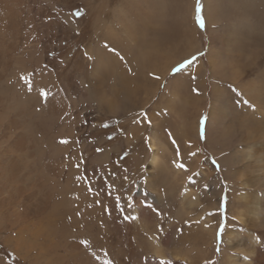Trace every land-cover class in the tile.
Returning a JSON list of instances; mask_svg holds the SVG:
<instances>
[{
    "label": "rangeland",
    "instance_id": "rangeland-1",
    "mask_svg": "<svg viewBox=\"0 0 264 264\" xmlns=\"http://www.w3.org/2000/svg\"><path fill=\"white\" fill-rule=\"evenodd\" d=\"M59 1L42 0L41 6L47 7L49 11L51 9L58 12L63 9L67 10L66 16L54 14V17L48 19V21L50 20L49 22H52L53 27L57 26L56 29H59L60 24L63 25L64 30H66L65 34L55 37L51 36L48 43L45 41V45H48L45 48V57L36 68V72H39V75L36 77L35 71H33L32 73L30 72L31 74L29 73L30 77H26L30 79H28L27 83L31 84L27 87L29 89L26 90V93L29 91L26 94L27 96L20 95L23 91L21 85L26 84V78L23 75L21 77V80H23L21 81L19 77H16L26 71V60H22L19 65L15 64V62L12 63V69L10 68V71H13L17 67L16 72L18 74L14 75L13 79V72L11 73V86H9L14 88H10L12 89L10 91L14 92L15 100L19 101V98H22L25 104L30 105L31 114L33 113L31 115L33 120L29 123V131L31 130L30 132L33 134L30 135V138H32L30 145L33 144V149L28 151L27 156H24L28 157V159L31 156V160L33 161L29 160L27 163L28 166L26 165L27 167L24 162L19 166L17 182L18 185H24L26 192H31L30 196L32 199H30L32 202L30 201L29 203L30 207L36 206V204H40L41 207L44 204L43 208L45 207L46 213L54 214L55 226L57 225L60 231L59 234H53L54 241L58 240L60 244L58 246V252L62 255V259H60L59 264H224V258L227 250H229V242L225 240L227 231L234 229L235 234H241L246 229L243 224L237 223L236 215L230 210L232 207L238 205L236 195L243 189L240 184V179L244 180V178H237L235 170L241 168L246 172L242 167L243 160L234 158V153L237 152L239 154V151L241 152L245 147V143L238 137L239 130L236 124H232L226 132L227 134L221 137L220 128L215 126L217 129L212 127L206 129V122L213 96V88L216 85L223 89L224 97L228 102H232L233 107L239 108L242 104V106L249 105V109L251 110L255 109L252 107L253 104L245 103L246 100L242 97L240 90L241 84L250 83V81L264 76L262 75L264 74V40L261 41L262 37L259 36V31L256 30V33L249 34L250 39L249 41L246 40L249 43L243 41L245 50L243 51L244 53L242 52L243 54L240 57L239 64L241 71L240 77L244 74L245 76L241 80L238 78L239 80L230 84L232 82L228 78L229 69L227 66L229 54H226L224 50L222 39L228 33L229 26L233 22H242L245 18L247 20L242 23L248 22L253 24V28H260L261 35L264 36V0L216 1L215 10L217 16L211 18L210 28L213 30L217 29V35L219 37L211 45L212 49L210 53L213 56L211 62L206 60L208 59L206 55L209 42L208 34L212 29L209 31L206 26L203 15L204 6L202 7L201 15L204 19L205 26L201 27L197 24L196 0H194L192 12L194 24L197 28L195 36L198 42L201 41L200 51L204 47L206 50L203 55L198 54V56H195L196 58L200 57L202 63L198 65L194 64L190 70L191 74L189 72L190 76L188 75L186 79L191 81L189 84L190 87L188 86V88L191 89L189 91L192 95L194 93L196 94L193 95L196 98L185 109V116L191 122L195 117V111L198 106H202L197 113L196 121V138L198 141L193 143L194 139L192 138L191 144H186V139L179 136L176 131L170 134L168 127H165L166 129L164 128L165 135L162 134V137L160 136L163 144L167 148L164 158L167 162L168 169L172 173L175 170L176 175L174 179L176 181L175 183L173 182L172 189L168 191L169 194L170 191L173 192L174 190V194L170 192L168 195L167 192L165 194L163 192L164 195L162 194V197L160 196L161 198L157 199L156 197L153 198L155 193L146 184V158L149 155L146 136L152 131L150 118L153 119L159 115L158 111L161 109L160 93L163 95L167 94V91L163 88L164 81L166 79L168 80L172 74L178 71L173 72L169 70L168 75L163 77L159 86L157 81L158 72L154 73L155 76L152 80L156 79V81L150 80L152 83L146 84L150 89L157 87L156 91L158 93L153 97L155 99L154 109L148 111L147 109L149 107H146L147 109L145 108L147 104L145 87L147 88V86L141 88L143 83L140 80L139 87L132 94L135 102L130 103V106L128 105V112L126 111L122 114L123 116L106 113L100 109L92 95L94 92L93 82L90 79V67L92 64V60L90 59L92 57L88 52V47L89 45H93L98 39L104 49H113L114 45L108 40L100 39L102 36L99 27L95 28L94 26L93 31L90 26H87V16L91 4L94 14L101 13L104 19L106 18L107 21L111 22L110 12L108 13L104 10L103 2L105 0H61V3ZM190 1L165 0L161 17L162 20H160L161 23L157 28H153L152 34L155 32L156 35L162 36L163 31L171 28V21L181 15L179 12L183 15L188 9V6L187 9L185 8ZM116 2V0H110L108 4L110 7H113ZM201 3L203 5V0H201ZM247 3H250V5ZM183 7L185 8L183 9ZM68 13L71 14L75 26H72L73 24H70L66 19L69 15ZM171 18L173 19L171 20ZM177 22L176 19L172 23L177 24ZM177 26L179 33L178 35H174L173 38L174 42H177V40L178 42L175 45L173 44L170 51L171 57L168 58L169 60L162 59V66L168 65L171 61L181 59L182 61L180 63L190 61V63L185 64V67H187L192 63L194 54L199 53H194L186 59L183 58L186 53V47L184 45V37L186 35L184 34L183 36L181 32L182 28L179 24ZM158 30L161 32L159 33ZM214 31H211L210 35L214 34L216 37V32L214 33ZM218 49L220 50V54L216 56L215 52ZM216 58L217 60L218 58L223 59L226 61V64L224 63L221 68L218 67L219 69L217 67L213 68L215 66L213 63ZM243 58L244 62L241 65ZM180 63L174 64L175 66L173 65L171 69ZM252 64L253 67L251 66ZM43 65H47L45 66L46 68ZM72 67L74 68L72 69ZM38 68H44L47 72L43 70L42 72L44 73L41 76V70ZM144 72H147V69ZM259 74L261 76H258ZM36 78L38 79L36 80ZM260 78L259 80L261 81ZM33 80H36V82L34 81V83ZM193 89H196V91H193ZM30 90L31 92L35 91L31 94ZM10 91L6 92L11 94ZM37 95L38 98H36ZM238 96L241 97L239 98ZM51 97H54V102H57L56 105L58 104L56 108L59 107V110L56 108V110H44L46 108V101ZM236 98L237 100H235ZM197 99L200 100L198 101ZM238 104L239 106H237ZM154 110V114L156 113L155 116L153 114ZM128 114H131L130 116L134 115L133 118L129 117ZM125 117H129L127 119L132 118L130 123ZM122 120H126V122L123 123ZM129 124H133L137 130V138H129L130 142L136 141L132 144L128 142L127 133L125 134ZM8 142L10 143L9 139L6 140L5 144H9ZM196 143H198L197 146L193 145ZM237 162L241 163L239 164ZM51 167L52 170H50ZM25 171L26 173H24ZM248 172L247 170L246 173ZM168 179L169 177H167ZM155 184L157 186L159 180ZM187 192L190 193L187 194ZM138 193L139 195H137ZM191 199H193V202H191ZM20 206L21 204H19ZM185 207H187L186 211ZM181 213L184 215H181ZM4 221L5 218L3 219ZM251 229L257 235L264 234L263 226H252ZM7 235V228L0 229V264H46L42 258L37 257V252L34 248L29 249L24 256H21L11 245L5 243L4 237ZM61 237L67 240H77V250L71 254H67L66 249L60 243ZM48 238L40 237L38 240L42 243H47L49 242ZM151 240L160 243L166 252L174 250L175 247L179 249L188 248L191 262L183 259H172L169 255L166 257H157L150 249ZM199 251L200 253H198ZM235 253L237 254V252ZM50 264L54 263L51 262Z\"/></svg>",
    "mask_w": 264,
    "mask_h": 264
},
{
    "label": "bare ground",
    "instance_id": "bare-ground-1",
    "mask_svg": "<svg viewBox=\"0 0 264 264\" xmlns=\"http://www.w3.org/2000/svg\"><path fill=\"white\" fill-rule=\"evenodd\" d=\"M109 1L110 0H105V2H103V5H104V10L108 13L110 12V16L112 18L111 22L107 21L106 18L104 19L101 13L94 14L92 4L89 7V14L87 16L88 18L87 26H90L91 30L93 31H94V26L95 28L99 27L101 29L100 32L102 36L100 37V39L102 38L106 41L108 40L114 45V46L112 45L114 47L113 49H104L99 39L95 41L93 45H89L88 52L92 57V59H90L92 60L91 61L92 64L90 67V79L93 82V87H94L93 90L94 92L92 93V95L94 97V100L100 107V109L104 110L108 114L118 116L124 114L128 110L129 108L128 105L130 103L135 102V98L132 94L135 92V89L139 87L140 80L143 83L141 88L145 87L148 84H151L152 83L151 81H156V79L152 80V78L155 76L154 73L158 72L157 81L159 86L160 81L163 79V77H165V75H168L167 73L171 69V67L174 64L182 61L181 59L177 61H171L168 65L162 66V59L169 60L168 58L171 57L170 54L171 48L173 44L175 45V43L178 42L177 39H176L177 42L176 41L174 42V38H173L174 35H178L179 33L178 32L179 28L177 26L178 24L182 28L181 32L183 33V36L184 34L186 35L184 37V41H185L184 45L186 47L185 50L186 53L183 58L186 59L189 56L193 55L194 53L200 52L201 41L198 42L195 36L197 28L196 25L194 24L193 12H192L194 0H191L186 5V8L183 7V9L184 8L187 9L188 6V9L184 12L183 15L182 13L177 11L181 15H179L178 18H175V20H172L173 18H171L172 20L170 24L171 28L167 29L166 31H163L164 33L162 36L156 35L155 32H153L152 34V30L153 28H157L161 23L160 20H162L161 17L165 6V0H116L117 2L113 5V7L109 6L108 4ZM216 1L217 0H203V6H204L203 15L205 18L206 26L208 27L209 31L210 29H212L210 28V23L212 22L211 18L217 16V12L215 10ZM41 4H42V0H0V229L7 228L8 235L4 237V241L5 243L11 245V247L16 252L21 254V256H24V254H26L29 249L34 248L37 252V257L39 256L40 259L42 258L44 263L50 264L52 262L54 264H59L61 261L60 259H62L61 257L62 255L59 254L58 252V246H60V244L58 240L54 241L53 234L55 235L59 234L60 231L58 229V226L57 225L55 226L56 221L54 214L53 213L47 214L45 207L43 208L44 204L42 203H41L42 204L41 207L40 204H36V206L30 207L29 203L32 199L30 196L31 192L30 193L26 192V190H24L25 189L24 185L22 186L18 185L17 182L18 181L17 177L19 176L18 174L19 166L23 162L25 163L26 166L29 160L32 159L30 155H29L30 159L24 156H27L28 151L33 149L32 148L33 144L30 145L32 139L30 138V135L32 133L30 132L31 130L29 131V123L32 122L33 120L31 116L33 115V113L31 114L30 105L25 104L22 98L18 97L19 101L15 100L16 98H14L15 95L14 92L10 91L14 88L9 87L11 86L10 84V75H12L11 73L13 72L12 78L14 75L18 74L16 72L17 67L13 71H10V68L12 69V63L15 62V64L19 65L22 60L27 61L26 64L27 72L24 71L23 74H19L16 76L19 77L20 80L21 77H23V75L26 78L27 76H29V73L30 72L32 73L33 71H35L34 73L36 74L35 76L37 77L39 75V72H36L37 65L43 61L45 57L44 55L45 48L46 46H48L45 45L46 43L45 41H47L48 43V40H50L51 36L55 37L65 34L66 30H64L63 25L60 24L59 29H56L57 26L53 27L52 22H49L50 20L48 21V19L50 17H54V14L66 16L65 14L67 10L60 9L61 11L58 12V11H53L51 9L52 11L51 10L49 11L47 7H43L41 6ZM248 5H250V3ZM172 12L174 11L172 10ZM68 14L69 15L66 17V19L70 24H73L72 26H75L74 21L71 18V14L70 13ZM176 19L178 21L177 24L175 23L173 24L172 22L173 21L175 22ZM217 19H222V18H217ZM241 20L243 19L241 18ZM245 20L247 19L245 18L243 21ZM242 22H233L229 26L228 33H226L224 35V39H222L224 50L226 54L227 53L229 54L228 55L229 59L227 58V64H228L227 66L229 69L228 78L232 82L230 84H233L234 81H237L239 79L241 80V78L245 76L244 74L242 77H240L241 71L239 64L240 57H242V54L244 53L243 51L245 50L243 41L246 40L249 41L250 35H252L256 30L259 31V36L262 37L261 41L264 40V36L261 35V32L259 30L260 28L258 29L256 27L257 29H255L252 26L253 24L248 22L247 23H242ZM214 30L212 29L211 31H214V33L216 32L215 34L216 37L214 36V34L210 35L211 31L208 34V40H209L208 49H207L208 52L206 51L207 52L206 56L208 59L206 60H209V62L212 61V57H213L210 53L212 49L211 45L214 43L215 39L219 37L217 35L218 34L217 29ZM160 32L161 31H159V33ZM213 36L214 38L212 39ZM219 54H220V50L218 49L216 50L215 55L219 56ZM243 62H244V58L241 65H243ZM159 63L161 66L159 65ZM201 63H202V59L200 57H197L187 67L178 71L175 74H172L168 78V80L166 79L164 81L163 88L164 90L167 91V94L163 95L162 93L159 92L161 94L160 95L161 98L158 96L161 100L157 98L160 100V107H161V109L158 111L159 115L153 118L156 114V113L154 114L155 112L154 110L153 111L154 116L152 117L153 119L149 117L151 120L150 123L152 122L151 123L152 125L150 124L152 131L148 134V136H146L147 137L146 144L149 149L148 150L149 155L146 158L145 171H146V184L148 188L155 193L153 198L155 197L156 199L161 198L163 192L164 194L166 192L168 194V191L171 190L173 187V182L175 183L176 181V179H174L176 175L175 170L172 173V171L168 169L167 162L165 161L164 158V155L167 152V148L163 144L160 138V136L162 137V134L165 135L164 128L168 127V131L170 132V134L176 131L179 134V136L186 139L185 140L186 144L188 143L190 145L192 142L191 141L192 138L194 139L193 143L198 141L196 138L197 137L196 121L198 115L197 113L202 108V106L200 105L198 106V108L195 111V117L192 119L191 122H189V120H187L185 116V109L187 108V106L193 103V100L196 97L193 96L195 93L192 95L189 91L191 89L188 88L191 81L189 79L188 80L186 79L188 78L189 72L194 66V64L198 65ZM224 63L226 64V61H224L223 59L218 58L217 60L216 58V60L213 63V65L215 64L213 68L215 67L221 68L222 65H224ZM245 63L247 62L245 61ZM251 66L253 67V64ZM33 68H35V70H33ZM73 68L74 67H72V69ZM38 69L41 70L40 73L42 74L41 76H43L44 72L42 71L45 69L44 68L42 69L38 68ZM145 69H147V72H144ZM258 76H261V74H259ZM263 77L262 76L261 78L259 77L261 81L259 80V78H257L258 81L254 80V81H250V83H246V84L243 83L244 85L241 84L242 86L240 91L242 97L248 103L253 104L252 107H254L255 109L251 110L249 109V105L242 106V104L241 107L239 108L233 107L231 104L232 102L231 103L230 101L228 102L224 97L225 94L223 89L217 85L215 86V88H213V96L209 107L206 129L210 127L217 129L216 127H218L220 128V136L224 137L227 134L226 132L228 131L230 126L232 124H236L239 130V134L237 133V131L236 133L239 135L238 137H240L241 140L244 141L245 147L241 150V152L239 151V154L235 152L234 158H238V160H243L242 167L245 169L246 172L247 170L249 171L248 173H246L241 168L240 169L237 168L238 169V170L236 169L237 171L235 170V172L237 173L236 176L237 178L239 179L241 177L244 178V180L240 179V184L243 189L240 190L236 195V198L238 199V205L232 207L230 210H232V213L236 215L238 220L237 223L243 224V226H245L246 229H244L243 233L241 232V234H235V231H233L234 229L227 231L225 240L229 242L228 245L229 250H227V254L224 258L225 259L224 264H264V246H263L264 234L257 235L253 233L251 229L252 226L264 227V79ZM32 78L34 79V77ZM28 79L27 78L25 79L26 81L25 85L24 84L21 85L23 91L20 95L24 97L27 96L26 94L29 92L28 91L26 93V90L28 89L27 88L28 85H31L27 83ZM37 79L38 78H36V80ZM36 80H33V82L34 81L36 82ZM156 89L157 87L151 89L149 88V86H147V88L145 87L146 90L145 96L147 99L146 102L147 104L145 105V108L149 107L148 109L146 108L148 111L154 109L153 105L155 104V99H153V97L156 93H158ZM6 91H10L11 94H9ZM33 92H31L30 90L31 94ZM38 95L36 98H38ZM53 98L54 97L49 98L48 101H46L45 99L46 108L44 110L47 109V111H49V110H56L59 108V107L56 108L58 104L56 105L57 102H54L55 100ZM235 100H237V98ZM39 103L41 102L39 101ZM237 106H239V104ZM157 108L159 109V107ZM130 115L129 117L133 118L134 115L133 116ZM127 118L126 120H128V122L130 123L132 118L131 119H127ZM126 120L125 121L122 120V122L125 123ZM224 122H226L225 123L226 126L224 125ZM142 130L141 132H143ZM126 133L129 143L132 144L136 142V141L134 142L129 141V138L130 139L135 137L137 138L136 136L137 130L133 124L131 125L129 124L127 131H125V134ZM8 139L10 140V143L8 142L9 144H5L6 140ZM143 139L145 138L143 137ZM193 145L197 146L198 143ZM39 148L41 147L39 146ZM71 156H73V154H71ZM208 165L211 166L210 163ZM50 170H52V167ZM24 173H26V171ZM234 174L233 176L236 175ZM167 177H169L168 180ZM177 179L179 180L178 177ZM157 180H159V184H157L156 186L155 182ZM188 193L190 192H187V194ZM137 195H139V193ZM191 200H192L191 202H193V199ZM19 204H21L20 207ZM55 208L57 207L55 206ZM186 208L187 207H185V211ZM182 214L183 213H181V215ZM4 218L5 221L3 222ZM40 237L41 238L49 237L48 238L49 242L47 243L40 242L38 240V238ZM60 243L66 249L67 254L68 253L71 254L73 251H76L78 247L77 246L78 242L77 240L74 239L67 240L61 237ZM150 249L152 253L157 257L158 256L166 257L169 255L172 259H181V260L183 259L188 262L191 260V257L188 254L189 253L188 248L179 249L178 247L177 248L175 247L174 250H170L166 252L165 249L161 247L160 243L151 240ZM235 252H237V254ZM198 253H200V251ZM63 257H65V255H63Z\"/></svg>",
    "mask_w": 264,
    "mask_h": 264
},
{
    "label": "snow or ice",
    "instance_id": "snow-or-ice-1",
    "mask_svg": "<svg viewBox=\"0 0 264 264\" xmlns=\"http://www.w3.org/2000/svg\"><path fill=\"white\" fill-rule=\"evenodd\" d=\"M202 3L201 0H196V22L199 26L203 27L204 26V19L201 15V10H202ZM196 59L195 56L192 57V61ZM190 63V61H184L183 63L178 64L176 67L172 69L173 72L182 70L185 67V64ZM193 91H196V89H193ZM43 94V93H42ZM247 103V101H245ZM66 142V141H62Z\"/></svg>",
    "mask_w": 264,
    "mask_h": 264
},
{
    "label": "crops",
    "instance_id": "crops-1",
    "mask_svg": "<svg viewBox=\"0 0 264 264\" xmlns=\"http://www.w3.org/2000/svg\"><path fill=\"white\" fill-rule=\"evenodd\" d=\"M205 47L199 52V53H197V54H194V56H198V54H200V55H203L204 54V52H205ZM180 63V62H179ZM176 65V64H175ZM174 65V66H175ZM172 69H170V71H171Z\"/></svg>",
    "mask_w": 264,
    "mask_h": 264
}]
</instances>
